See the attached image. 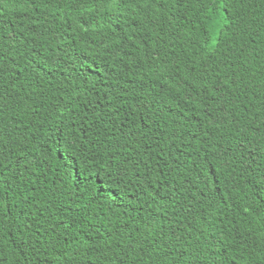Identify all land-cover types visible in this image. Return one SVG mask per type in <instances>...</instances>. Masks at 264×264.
I'll return each mask as SVG.
<instances>
[{
  "label": "trees",
  "instance_id": "1",
  "mask_svg": "<svg viewBox=\"0 0 264 264\" xmlns=\"http://www.w3.org/2000/svg\"><path fill=\"white\" fill-rule=\"evenodd\" d=\"M257 60L264 0H0V264H264Z\"/></svg>",
  "mask_w": 264,
  "mask_h": 264
},
{
  "label": "clouds",
  "instance_id": "2",
  "mask_svg": "<svg viewBox=\"0 0 264 264\" xmlns=\"http://www.w3.org/2000/svg\"><path fill=\"white\" fill-rule=\"evenodd\" d=\"M258 61V60H257ZM260 64H264V61H258ZM243 211L247 214H249L251 212V208L249 206V203L247 204V206L243 209ZM233 255V253H228V255L224 258L225 260L228 259L229 257H231Z\"/></svg>",
  "mask_w": 264,
  "mask_h": 264
}]
</instances>
